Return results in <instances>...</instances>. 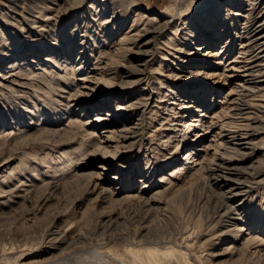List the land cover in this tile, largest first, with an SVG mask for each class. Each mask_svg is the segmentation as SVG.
Returning a JSON list of instances; mask_svg holds the SVG:
<instances>
[{"label":"rangeland","instance_id":"obj_1","mask_svg":"<svg viewBox=\"0 0 264 264\" xmlns=\"http://www.w3.org/2000/svg\"><path fill=\"white\" fill-rule=\"evenodd\" d=\"M252 1L0 0V264H264Z\"/></svg>","mask_w":264,"mask_h":264},{"label":"bare ground","instance_id":"obj_2","mask_svg":"<svg viewBox=\"0 0 264 264\" xmlns=\"http://www.w3.org/2000/svg\"><path fill=\"white\" fill-rule=\"evenodd\" d=\"M200 1H202V2H204V3H215L217 0H200ZM263 1V4H264V0H262ZM249 2H251V0H249ZM261 4V0L259 1V0H254V1H252V5H253V7H256V6H259L258 4ZM255 9V8H254ZM263 10V9H262ZM253 12H251L250 13V15L252 14ZM254 15V14H253ZM252 15V16H253ZM262 15V14H261ZM257 16H258V14H257ZM256 16V17H257ZM250 17V16H249ZM146 18H147V16H143L142 18H141V22L145 25V26H148V25H151V24H154V25H152V27L155 29L153 32H155V34H161V33H163V32H165V30L169 27V25L171 24V22L170 23H168V22H166V23H164V24H162V25H158V23L160 22L159 20H157V19H153V21L152 20H149L148 21V19L146 20ZM138 19V18H137ZM167 19V18H166ZM218 20V19H217ZM264 20V19H263ZM209 21V20H208ZM207 21V22H208ZM137 22V21H136ZM164 22V21H163ZM156 23V24H155ZM246 24H247V22H246ZM245 24V25H246ZM138 25V24H137ZM144 26V27H145ZM143 27V28H144ZM264 27V22H262V18L261 17H258L257 19H254L253 18V20H252V22H251V26H250V28H249V30H251V34L249 35L248 34V37H249V40H248V46H245V48L242 50V52L240 53L241 54V56H243L244 55V58H246V61L244 62V63H240L239 62V60H234L233 62H231V63H228L227 65H226V71L227 72H235V73H241L239 76L241 77V78H243V82H244V90H249L248 89V87H250V89H252L251 88V86H249L250 84H252V83H255L256 81H257V79L255 80V82H253L252 80H254V77L256 76V75H258V74H264V72L263 73H261L263 70H264V67H263V65H259V59H263L264 58V33H260L259 31V29H262ZM153 28H151V29H153ZM140 29V28H139ZM150 29V28H149ZM148 29V30H149ZM247 29V28H246ZM141 30V29H140ZM148 30H146V31H148ZM138 31V30H137ZM145 31V32H146ZM140 32H142V31H140ZM249 33V32H248ZM154 34V33H153ZM246 35V34H245ZM155 36V35H154ZM135 37V36H134ZM247 37V38H248ZM136 39H137V41H138V44H139V47H140V51L141 52H143L142 53V55H143V58H141L142 60H144L145 58H147V55H149V52H147L145 49H147V48H149V46H150V40L148 39L149 38V32L148 33H142V34H140V35H138V36H136L135 37ZM130 40V38H128V37H126L125 38V40L123 41V42H128ZM134 42V41H133ZM203 49V48H202ZM150 54H152V53H150ZM216 56L219 58L220 57V54H216ZM243 58V57H242ZM237 59H239V58H237ZM147 60V59H146ZM263 64V63H262ZM142 65V64H141ZM256 70H259L258 71V73L256 72ZM144 74V73H143ZM141 75V74H140ZM134 76V75H133ZM87 77V76H86ZM85 77V78H86ZM258 77V76H257ZM263 77H264V75H263ZM87 78H90V77H87ZM141 78V77H140ZM139 78V79H140ZM256 78V77H255ZM138 79V78H137ZM137 79H135V80H137ZM90 80V79H89ZM88 79L87 80H83V82H85L84 83V89L83 90H86V91H90V89H92V87L90 86V82L91 81H89ZM141 80V79H140ZM134 81V80H133ZM139 81V80H138ZM89 82V83H88ZM135 82V81H134ZM260 83H261V81H259ZM88 83V84H87ZM130 83V82H129ZM264 83V81H262V84ZM132 84H134V83H132ZM259 85V84H258ZM91 87V88H90ZM252 87H254V86H252ZM256 87V86H255ZM80 88V87H79ZM242 88V89H243ZM258 88H259V86H258ZM260 88H261V86H260ZM250 91V90H249ZM248 92V91H247ZM69 103H71L70 101H72L71 99L70 100H67ZM140 102V101H139ZM145 104V103H144ZM235 104V103H234ZM233 104V105H234ZM232 105V106H233ZM131 105H129V107H130ZM133 107V106H132ZM204 117V115H201L200 117ZM232 118V117H231ZM102 119H98V121H101ZM231 122V121H230ZM229 126V124H227V126L225 125V128H224V126L222 127V130H223V132H224V134H225V137H227V139H228V141H226V144L228 143V144H231V145H236V146H238V147H245L246 146V148L248 147V145H250L249 143L250 142H247L246 143V140H247V135L248 134H237V133H235L234 131H232L231 129H230V127L229 128H227ZM107 131V130H106ZM105 132V131H104ZM107 133V136H106V140L107 141H109V136L111 135L110 133H112V132H110V130H109V132H106ZM115 134H116V132H115ZM115 134H114V136H115ZM9 135V134H8ZM109 135V136H108ZM122 135H125V134H122ZM113 136V137H114ZM13 137V136H12ZM112 137V136H111ZM110 137V138H111ZM104 138V137H103ZM124 139V138H123ZM126 139H128L127 137H126ZM114 140V139H113ZM114 142V141H113ZM119 144H120V142H119ZM119 147V146H118ZM243 147V148H244ZM120 148V147H119ZM239 149V148H238ZM105 151H106V149H105ZM215 169V168H214ZM224 169H226V168H224ZM229 170V169H228ZM219 172V174H218V176H217V178H219L218 179V181L220 180L221 181V188H223V191L225 192V194H227V195H230V196H232V197H234V198H236L238 195H236V188H237V186L239 185V183L238 182H236L234 179H233V177H234V172L233 171H218ZM98 175V174H97ZM95 188H94V190H98V187H99V185L98 184H95V186H94ZM238 194V193H237ZM242 230H244V229H242ZM242 230H240V231H242ZM250 239V238H249ZM252 239V238H251Z\"/></svg>","mask_w":264,"mask_h":264}]
</instances>
